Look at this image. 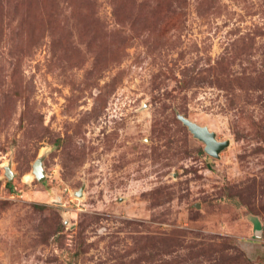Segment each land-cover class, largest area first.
<instances>
[{"label": "rangeland", "instance_id": "1", "mask_svg": "<svg viewBox=\"0 0 264 264\" xmlns=\"http://www.w3.org/2000/svg\"><path fill=\"white\" fill-rule=\"evenodd\" d=\"M0 264H264V0H0Z\"/></svg>", "mask_w": 264, "mask_h": 264}, {"label": "water", "instance_id": "2", "mask_svg": "<svg viewBox=\"0 0 264 264\" xmlns=\"http://www.w3.org/2000/svg\"><path fill=\"white\" fill-rule=\"evenodd\" d=\"M178 119L188 128L192 135L198 140L204 143V150L207 154L218 157L219 152L228 146V140L219 141L216 139L215 133L210 131L207 126H201L194 121L178 115ZM43 154H39L32 164V171L37 178V180H42L44 178L43 170ZM11 163L8 162L4 164L3 170L4 174L8 180H12L14 174L11 170ZM77 196H82V189L79 192H76Z\"/></svg>", "mask_w": 264, "mask_h": 264}, {"label": "bare ground", "instance_id": "3", "mask_svg": "<svg viewBox=\"0 0 264 264\" xmlns=\"http://www.w3.org/2000/svg\"><path fill=\"white\" fill-rule=\"evenodd\" d=\"M31 173H32V175L35 177V175H34V173H33V171L31 170Z\"/></svg>", "mask_w": 264, "mask_h": 264}]
</instances>
